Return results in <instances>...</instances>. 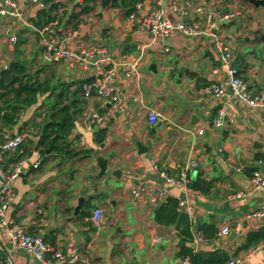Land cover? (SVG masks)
Here are the masks:
<instances>
[{"label": "crops", "instance_id": "1", "mask_svg": "<svg viewBox=\"0 0 264 264\" xmlns=\"http://www.w3.org/2000/svg\"><path fill=\"white\" fill-rule=\"evenodd\" d=\"M17 1L29 22L37 16L40 8L32 0ZM173 1L176 0H165L167 8ZM194 1L233 15L216 33L231 48L241 78L258 91L264 90V7H255L249 0ZM97 6L100 16L90 17L85 21H90L88 24L81 25L84 43L105 48L113 64L139 62L138 82L127 81L123 69L119 70L117 84L128 99L125 114L95 97L83 96V85L95 73L94 68L64 61L46 63L40 35L22 26L16 18L0 19V73L5 66L22 59L29 63L33 55L32 63L39 61L40 68L33 70L28 66L29 72H39L41 79H50L52 85L60 64L73 68V80L58 85L70 86L71 93H76L80 101V113L69 139L74 149L92 150L86 159L46 160L40 168L31 169L14 181L8 218L31 234L48 239L49 244L53 238L54 248L69 259L78 255L89 264L191 263L190 258L181 256L184 248L195 256L232 260L250 255L251 264L263 261L264 241L251 248H246V244L251 233L264 229V216L258 215L264 212V191L256 190L251 182V171L260 166L256 155H264V110L229 97L223 100L202 97V88L227 75L214 40L181 34L164 41L155 40L141 23L153 11V0H145L130 17L125 16L124 9ZM167 12L173 21L177 20L169 9ZM14 34L21 37L18 47L11 42ZM34 39L36 46L31 45ZM28 44L31 51L25 55L22 48ZM113 64L105 66L110 69ZM217 67L221 69L219 74H215ZM54 99L40 97L37 105L28 109L37 110L32 111L28 124L23 125L20 120L13 129L6 130L5 135H22L25 130L30 134V141L12 157L28 151L32 156L27 159L32 163L42 160L37 143ZM221 106L227 107L229 121L223 128H212L211 122ZM152 110L159 115L155 127L149 123ZM93 113L104 120L93 123ZM202 128L206 131L200 136L197 131ZM101 131H106L102 144L97 142ZM138 143L148 151L140 154ZM11 156L4 158V164ZM98 156L109 162V170L103 177L99 176ZM190 163L197 164L192 177L196 172L214 181V187L209 194L189 189L183 195L195 213L194 241L183 243L175 227L155 222L154 210L158 205L136 201L132 189L142 183L157 184L164 189L167 200L176 199L180 191L166 185L156 168L177 177L180 169ZM80 199L84 202L76 214ZM100 208L104 210L102 231L91 221ZM210 226L217 230L215 237L209 236L213 232L207 228ZM226 227L229 234L223 235ZM204 228L208 236L200 241ZM157 237L160 243H155ZM7 257L15 264H42L33 255L15 248L0 227V262ZM51 264L84 263L56 260Z\"/></svg>", "mask_w": 264, "mask_h": 264}, {"label": "built area", "instance_id": "2", "mask_svg": "<svg viewBox=\"0 0 264 264\" xmlns=\"http://www.w3.org/2000/svg\"><path fill=\"white\" fill-rule=\"evenodd\" d=\"M44 9L45 6L39 0H32ZM69 1V0H62ZM154 9L146 17L142 19V26L147 30L155 40H167L174 34H181L185 37H210L215 42V50L219 56L222 66H225L227 75L224 79L213 81L208 86L200 90L202 97H213L223 100L232 98L246 104L253 109L264 110V90L258 91L249 83L245 82L241 76L238 67L234 62L233 52L223 39L216 33L222 24L233 19V15L224 14L221 11L208 6L206 3L196 4L194 0L173 1L166 6L165 0H153ZM98 5L102 6L101 0ZM139 9V7H138ZM170 10L177 20L173 21L167 10ZM62 11V10H61ZM13 17L18 19L24 27L31 28L35 33L40 35L42 44L45 48L44 61L46 63L66 62L71 65L85 64L95 69L91 77V82L83 85V96L86 99L97 98L102 101L105 106H109L120 114L127 112V97L122 93L117 84L119 78V70L123 69L124 77L129 82H138L141 73L139 62H123L121 64H113L107 50L102 47L87 46L83 41L84 33L80 27L79 30H65L58 28V23L48 25L47 27L37 30L32 24L25 19L20 3L17 0H0V19ZM87 17V16H86ZM85 19L84 17L82 18ZM11 42L16 44V34L11 38ZM113 64L112 68L105 65ZM7 70L8 67L3 68ZM2 69V70H3ZM220 67H217L215 74H219ZM104 120L99 114H91L93 123H101ZM229 121L228 109L221 106L217 115L211 122L212 128H223ZM149 123L155 127L159 123V115L157 111L152 110L149 113ZM205 129H199L197 134L203 136ZM25 136L23 135H5L0 143V227L4 230V235L11 244L18 249L33 255L42 264H51L49 257L62 262H83L89 264L87 259L80 258L78 255L70 257L64 256L58 252L51 244L38 235L31 234L25 227L15 223L8 218V212L13 199V182L22 175L30 173L31 169H38L42 164V160L32 163L28 159L23 160L11 169L5 170L4 158L6 155H13L24 145ZM263 170L256 169L251 177L253 187L258 191H264V161L259 163ZM196 163H190L180 169L177 177L169 174L167 171H161L158 167L156 170L160 178L166 185L175 187L180 191L178 201L179 212L188 216L191 223L194 222L195 213L190 204L186 200L185 195L190 189V177ZM132 197L139 202L148 203L153 206L167 203V197L164 189L157 184L142 183L134 186L132 189ZM264 216V212L258 213ZM104 213L98 209L94 212L91 221L98 231H102ZM229 228L222 230L223 235L229 234ZM205 237L201 235L202 241ZM155 243H160L159 237L155 238ZM250 257V255L248 256ZM248 257L235 258L228 264H251ZM1 264H15L11 257H7ZM192 264V263H187ZM264 264V260L256 263Z\"/></svg>", "mask_w": 264, "mask_h": 264}, {"label": "trees", "instance_id": "3", "mask_svg": "<svg viewBox=\"0 0 264 264\" xmlns=\"http://www.w3.org/2000/svg\"><path fill=\"white\" fill-rule=\"evenodd\" d=\"M99 1L39 0L45 8L40 9L37 16L30 20V23L37 30L58 23V28L76 31L80 29L83 23L82 18L92 14ZM144 2L145 0H121L114 2L113 8L124 9L125 16L130 17L137 13L138 7ZM85 82H91V79ZM71 95H73V99H70ZM76 95V93H71L70 86H53L50 79L42 80L39 72H29L28 65L25 62L12 63L7 70L0 73V143L6 130H11L17 126L24 113L37 105L40 97H54V102L48 110L37 143L39 154L43 157L42 164L46 160H56L58 157L65 160L89 158L92 155V150L79 151L74 149L73 143L69 139L75 129V118L80 113L78 109L80 101L77 100ZM105 138L106 131H101L98 134L97 142L102 144ZM51 148L52 152L48 154L47 151ZM8 156L11 155L5 157ZM31 156L32 153L28 151L21 155L11 156L4 164V168L9 170L10 166H14ZM256 160L264 161V155H256ZM254 171L255 169L251 173ZM190 182L189 188L202 194H209L214 187V181H208L198 173L195 180L192 179V176L190 177ZM154 220L158 225L175 227L179 231L183 243L194 241L192 223L187 215L179 212L177 199H169L167 203L158 205L154 210ZM207 228L213 231L209 236L215 237L217 234L216 228L213 226ZM207 228L201 230L204 237L207 235ZM44 240L45 242L49 241L48 239ZM261 241H264V229L249 235L246 248L255 247ZM50 242L53 246L54 239L51 238ZM181 256L185 259L190 258L192 264H228L230 261L225 257L195 256L191 250L185 248L182 249ZM49 260L51 262L56 261L52 256L49 257Z\"/></svg>", "mask_w": 264, "mask_h": 264}, {"label": "rangeland", "instance_id": "4", "mask_svg": "<svg viewBox=\"0 0 264 264\" xmlns=\"http://www.w3.org/2000/svg\"><path fill=\"white\" fill-rule=\"evenodd\" d=\"M100 9H98V6L95 8V10H94V12L92 13V15L90 16H87V17H84L85 19L83 20V24L85 23H89L90 21H87V22H85L87 19H89L90 17H92V19L93 18H97V17H99L100 16ZM17 37V42H16V46L18 47L19 45H20V41H21V37L19 36V35H17L16 36ZM24 39H26V38H24ZM35 41H34V43L33 44H31V45H33V46H36L37 45V40L36 39H34ZM22 50H25V55L27 54V51L28 50H30L31 51V47H30V45L28 44V45H26V47L25 48H22ZM31 53V52H30ZM34 56L35 55H33L32 56V58H31V61L29 62V63H27L26 62V60H25V62H26V64L29 66V67H32V69L33 70H35V69H38V68H40V66H39V64H40V62L38 61V63H36V64H34V62L32 63V60L34 59ZM23 57V56H22ZM24 59H22L21 60V62L23 61ZM32 65V66H31ZM73 68L70 66V65H67V64H65V63H62V64H60V69L58 70V71H56L55 72V77L53 78L54 79V81H55V83L53 84V85H55V86H58L59 84H61V83H63V81H72L73 79H72V74H74V70H72ZM64 73V75L62 74V75H59V73ZM51 73H53L54 74V71L53 72H51ZM32 111L35 113L36 111H35V108L34 109H31L30 111L28 110V111H26V113H24V115L22 116V118H21V121H22V123H23V125H26V124H28L29 123V121H30V119L32 118ZM22 135L23 136H25V142L24 143H27V142H29L30 141V139H29V135L30 134H28V131L27 130H25L24 131V133H22ZM100 210H102V211H104L102 208H100ZM104 213V212H103Z\"/></svg>", "mask_w": 264, "mask_h": 264}, {"label": "water", "instance_id": "5", "mask_svg": "<svg viewBox=\"0 0 264 264\" xmlns=\"http://www.w3.org/2000/svg\"><path fill=\"white\" fill-rule=\"evenodd\" d=\"M116 1H121V0H101L102 6L105 9L113 7V3ZM249 1L255 7H264V0H249ZM75 120H76V118H75ZM138 147H139L140 154H143L144 152L148 151V149L144 148L141 143H138ZM204 149H206L209 153L210 148L207 144L204 145ZM51 152H52V148L47 151L48 154H50ZM97 162H98V166L100 168L99 176L103 177L104 175L107 174V172L109 170V162H108V160H106L105 158H103L101 156L97 157ZM256 169L263 170V167L262 166H256ZM113 175L116 176L117 173H114ZM196 176H197V173L194 172L192 179L195 180ZM83 202H84V199L79 200V206L76 208V214L80 211Z\"/></svg>", "mask_w": 264, "mask_h": 264}]
</instances>
